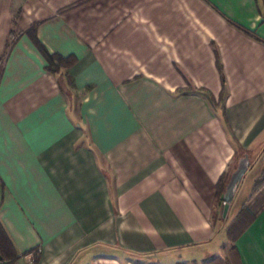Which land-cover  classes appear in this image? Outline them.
Masks as SVG:
<instances>
[{"label":"crops","instance_id":"obj_1","mask_svg":"<svg viewBox=\"0 0 264 264\" xmlns=\"http://www.w3.org/2000/svg\"><path fill=\"white\" fill-rule=\"evenodd\" d=\"M43 49L71 64L50 72ZM245 154L226 216L264 170V0H0L15 263L40 247L34 264H264V187L230 219L217 198Z\"/></svg>","mask_w":264,"mask_h":264},{"label":"trees","instance_id":"obj_2","mask_svg":"<svg viewBox=\"0 0 264 264\" xmlns=\"http://www.w3.org/2000/svg\"><path fill=\"white\" fill-rule=\"evenodd\" d=\"M34 39L37 42L36 36H34ZM43 53L48 61L47 69L52 73L60 72L62 68L67 67L71 64L72 59L64 58L56 54H51L44 49H43ZM221 73H222V81L225 82V77L223 75L222 69H221ZM231 174L232 173L224 174L217 183V198L222 205L224 202L223 197L226 191V186L228 184ZM263 187H264V170L255 180L250 198L254 197L257 194V192H259ZM255 215L256 212L249 205V202H246L227 227V233L229 239L232 241L237 240L239 236L248 228V226L254 220ZM0 256L2 258L1 259L2 264H14L19 259V255L16 253L14 244L10 239L1 220H0Z\"/></svg>","mask_w":264,"mask_h":264},{"label":"water","instance_id":"obj_3","mask_svg":"<svg viewBox=\"0 0 264 264\" xmlns=\"http://www.w3.org/2000/svg\"><path fill=\"white\" fill-rule=\"evenodd\" d=\"M250 158L247 154L244 155V157L240 158L238 161V164L234 171L232 172L230 179L228 181V184L226 186V191L224 193V215L227 214L228 209L230 207V204L234 198L235 193L237 192V189L243 179V176L247 172L249 168ZM0 256V260H1Z\"/></svg>","mask_w":264,"mask_h":264},{"label":"rangeland","instance_id":"obj_4","mask_svg":"<svg viewBox=\"0 0 264 264\" xmlns=\"http://www.w3.org/2000/svg\"><path fill=\"white\" fill-rule=\"evenodd\" d=\"M260 165V164H258ZM259 166H254L247 174L246 176L244 177V180H243V184H242V193L240 194L239 196V200L236 201V203L233 204L232 208H231V211H229V214L224 217H227L228 219H230L235 210H236V207H238V205L241 203V197L243 198V196H248V194L251 192V189H252V186H253V183L254 181L258 178V172H259ZM257 177V178H256ZM256 178V179H255ZM253 209V208H252ZM254 210V209H253ZM255 211V210H254Z\"/></svg>","mask_w":264,"mask_h":264},{"label":"built area","instance_id":"obj_5","mask_svg":"<svg viewBox=\"0 0 264 264\" xmlns=\"http://www.w3.org/2000/svg\"><path fill=\"white\" fill-rule=\"evenodd\" d=\"M223 205H225V202H223ZM41 250L42 249L40 247L36 249H32L31 251L23 255L21 258H23L24 260H27V264H34L36 257L40 254ZM0 264H2L1 260H0ZM14 264H18V263H14Z\"/></svg>","mask_w":264,"mask_h":264}]
</instances>
